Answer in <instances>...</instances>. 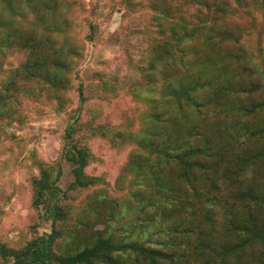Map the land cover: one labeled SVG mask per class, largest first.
Masks as SVG:
<instances>
[{
  "label": "trees",
  "instance_id": "obj_1",
  "mask_svg": "<svg viewBox=\"0 0 264 264\" xmlns=\"http://www.w3.org/2000/svg\"><path fill=\"white\" fill-rule=\"evenodd\" d=\"M33 1L0 0V46L25 50L16 73L46 84L61 104L76 51L33 20L25 27L9 17L22 6L33 13ZM242 1L149 0L154 20L166 21L143 76L162 99L154 97L138 130H115L80 119L78 85L58 159L29 179L31 204L43 209L50 231L19 248L0 243V264H264V65L228 26ZM251 2L264 10V0ZM97 132L132 144L115 181L119 191L128 188L125 200L86 172L94 157L85 134ZM64 163L72 175L65 190ZM91 188L77 206L85 215H73L68 190Z\"/></svg>",
  "mask_w": 264,
  "mask_h": 264
},
{
  "label": "rangeland",
  "instance_id": "obj_2",
  "mask_svg": "<svg viewBox=\"0 0 264 264\" xmlns=\"http://www.w3.org/2000/svg\"><path fill=\"white\" fill-rule=\"evenodd\" d=\"M148 2L35 0L33 13L22 6L20 13L9 16L25 27L33 20L38 32H49L58 46L72 43L76 53L60 104L46 84L16 73L27 58L25 50L0 46V243L19 248L35 233L50 231L43 209L31 204L29 179L37 175L39 164L58 159L64 126L79 105V84L84 98L80 119L115 130H138L152 101L162 99L163 93L148 91L143 73L152 55V41L160 39L157 29L166 18L154 20ZM259 6L243 0L228 17V26L238 28L248 55L263 66L264 10ZM1 27L0 38L5 31ZM85 137L94 157L86 172L99 176L102 182L97 186L107 187L112 197L125 200L128 188L119 191L115 181L132 144L118 139L113 145L98 132ZM71 180L70 166L64 163L58 186L65 190ZM91 191L68 190L71 198L66 202L73 215H85L77 206L86 203Z\"/></svg>",
  "mask_w": 264,
  "mask_h": 264
}]
</instances>
